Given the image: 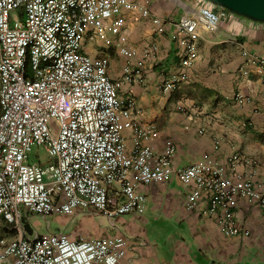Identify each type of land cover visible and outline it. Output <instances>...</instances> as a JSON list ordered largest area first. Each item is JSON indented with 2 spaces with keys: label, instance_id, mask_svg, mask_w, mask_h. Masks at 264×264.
Instances as JSON below:
<instances>
[{
  "label": "built area",
  "instance_id": "2783aa9c",
  "mask_svg": "<svg viewBox=\"0 0 264 264\" xmlns=\"http://www.w3.org/2000/svg\"><path fill=\"white\" fill-rule=\"evenodd\" d=\"M213 6L204 0L196 15L177 22L154 18L159 33L170 25L177 29L172 38L182 49L184 71L165 81L164 91L187 79L197 58L199 25L211 31L227 17L226 9ZM19 9L21 19L12 24L11 12ZM137 9L149 14L136 0H0V220L19 234L0 240V264H119L127 237L77 238L59 232L27 238L22 217L73 215L77 210L109 218L140 214L146 201L140 187L170 177L188 189V209L205 194L210 212L221 213L228 235L241 232L233 220L241 200L264 209V183L228 175L224 165L210 159L178 165L171 140L160 152L144 145L156 134L154 127L131 118L141 109L134 98L120 97L107 60L83 51L85 39L97 37L134 59L123 12ZM137 64L123 66L125 81L142 75V62ZM127 128L136 137L131 150L123 136ZM35 147L47 152L49 164L30 161Z\"/></svg>",
  "mask_w": 264,
  "mask_h": 264
},
{
  "label": "crops",
  "instance_id": "0c3cea01",
  "mask_svg": "<svg viewBox=\"0 0 264 264\" xmlns=\"http://www.w3.org/2000/svg\"><path fill=\"white\" fill-rule=\"evenodd\" d=\"M136 2L149 14L144 16L139 9L123 12V30L136 51L134 59H126L116 46L106 47L97 37L86 38L83 51L107 60L120 97L134 98L141 109L131 118L154 127L156 134L143 144L160 152L171 140L178 165L210 159L224 165L228 175L264 183V23L228 12L214 30L200 24L197 58L187 69V79L164 91L163 83L184 71L182 49L172 38L177 29L170 25L159 33L153 20L177 22L194 16L204 0ZM127 62L132 67L142 62V75L132 83L123 79ZM123 136L131 150L134 131L127 128ZM140 191L146 195L140 214L109 218L77 210L41 220L47 231L55 222L58 233L73 237L89 233L127 237L128 248L119 264H264V209L259 205L241 200L233 219L241 232L228 235L220 224L221 213L210 212L205 194L195 207H186L188 189L179 178L142 186ZM36 219L25 221L27 238L42 234Z\"/></svg>",
  "mask_w": 264,
  "mask_h": 264
},
{
  "label": "rangeland",
  "instance_id": "374dc122",
  "mask_svg": "<svg viewBox=\"0 0 264 264\" xmlns=\"http://www.w3.org/2000/svg\"><path fill=\"white\" fill-rule=\"evenodd\" d=\"M228 12L231 13L230 11H228ZM20 13H21L20 9L14 10L11 12L12 24H14L18 19L19 20L21 19ZM30 161L31 162H38V163L43 164V165H47L51 162V157L42 148L35 147L32 155H31ZM30 218H33V219L37 218L35 220V222L38 223L37 229L40 233L43 234L48 230V229H46V223L43 220H41V216H39V215L26 213V215L24 217H22V220H23L22 222L25 223V221L27 219H30ZM13 228H14L13 225H9V224L5 223L3 220H0V240L3 239L5 241H9V240H13V239L18 238V235H19L18 232ZM47 232L58 233L57 232V224L55 222H53V224L50 227V231H47ZM28 233H29V229H28ZM89 235H92L94 237H99V236H103L104 234H97L96 235L94 233H89ZM82 236H86V235H82ZM82 236L80 235L77 238H80Z\"/></svg>",
  "mask_w": 264,
  "mask_h": 264
},
{
  "label": "water",
  "instance_id": "95a60500",
  "mask_svg": "<svg viewBox=\"0 0 264 264\" xmlns=\"http://www.w3.org/2000/svg\"><path fill=\"white\" fill-rule=\"evenodd\" d=\"M217 7L254 22L264 23V0H208Z\"/></svg>",
  "mask_w": 264,
  "mask_h": 264
},
{
  "label": "trees",
  "instance_id": "16d2710c",
  "mask_svg": "<svg viewBox=\"0 0 264 264\" xmlns=\"http://www.w3.org/2000/svg\"><path fill=\"white\" fill-rule=\"evenodd\" d=\"M25 226H27V224H25ZM29 229V227H27ZM30 231V230H29Z\"/></svg>",
  "mask_w": 264,
  "mask_h": 264
}]
</instances>
